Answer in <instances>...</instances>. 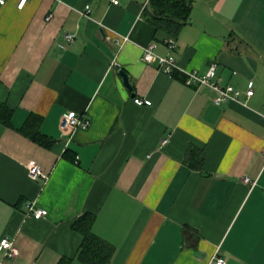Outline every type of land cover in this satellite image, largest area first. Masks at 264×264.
I'll use <instances>...</instances> for the list:
<instances>
[{
	"label": "crops",
	"instance_id": "obj_1",
	"mask_svg": "<svg viewBox=\"0 0 264 264\" xmlns=\"http://www.w3.org/2000/svg\"><path fill=\"white\" fill-rule=\"evenodd\" d=\"M117 1L0 4V101L13 111L0 124V241L18 250L0 264H85L73 228L85 214L113 247L104 264H264V0H192L173 34L150 20V0ZM149 44L186 71L214 64L240 101L216 105L208 87L144 62ZM67 112L90 126L62 134ZM30 114L49 148L18 131ZM30 161L47 179L29 177Z\"/></svg>",
	"mask_w": 264,
	"mask_h": 264
},
{
	"label": "built area",
	"instance_id": "obj_2",
	"mask_svg": "<svg viewBox=\"0 0 264 264\" xmlns=\"http://www.w3.org/2000/svg\"><path fill=\"white\" fill-rule=\"evenodd\" d=\"M26 0H20L18 4V8L21 9ZM111 2L116 5L118 4L117 0H111ZM4 0H0V4H3ZM90 6H86L84 11L81 12L82 15L89 17L90 14ZM49 18H47L48 20ZM76 38L75 34H66L65 39L68 42L74 41ZM126 38L117 37L115 42L117 45H122L126 42ZM167 47L169 49H174L175 43L173 39H168L166 41ZM156 45L149 44L142 48V60L146 63L155 62L159 65V67L166 73L172 74L174 71H180L184 74V84L188 87H208L215 93L214 103L216 105H220L223 103H227L230 101H240L241 92L235 89L230 85H222L215 79L216 66L211 64L205 74H199L196 70L186 71L181 69L175 59L172 56H160L155 52ZM163 57V59H161ZM246 97L249 98L253 95V89L250 88L245 93ZM133 102L137 106H150L151 102L146 99L134 98ZM90 126V122L88 119H79L78 115L74 112H67L62 115L60 119V131L62 134L71 133L76 129H86ZM28 175L32 180H45L47 179L46 173L43 171L42 167L35 163L34 161H30L27 164ZM245 182H249V179H244ZM26 209L28 211V215L33 217L34 219H41L45 216V211L40 208L34 209V204L31 202L26 203ZM0 250L4 251L5 257L11 259L18 255L17 248L10 242L8 239H3L0 241ZM209 264H226L225 260L216 257L213 263Z\"/></svg>",
	"mask_w": 264,
	"mask_h": 264
},
{
	"label": "trees",
	"instance_id": "obj_3",
	"mask_svg": "<svg viewBox=\"0 0 264 264\" xmlns=\"http://www.w3.org/2000/svg\"><path fill=\"white\" fill-rule=\"evenodd\" d=\"M148 7L153 24L173 34L189 21L192 0H150ZM12 114V109L0 101V124L11 127ZM40 122L39 116L30 114L18 131L40 146L49 148L53 141L39 130ZM202 162L203 158L198 156L197 166ZM92 221V215L85 214L73 224V228L84 237L78 258L85 264H101V262L104 264L108 259L106 256L112 253L113 247L91 232Z\"/></svg>",
	"mask_w": 264,
	"mask_h": 264
},
{
	"label": "water",
	"instance_id": "obj_4",
	"mask_svg": "<svg viewBox=\"0 0 264 264\" xmlns=\"http://www.w3.org/2000/svg\"><path fill=\"white\" fill-rule=\"evenodd\" d=\"M118 74L122 77L125 86H126L128 89H131V85H130V81H129V76H128V74H127L125 71H123V70H119V71H118Z\"/></svg>",
	"mask_w": 264,
	"mask_h": 264
},
{
	"label": "clouds",
	"instance_id": "obj_5",
	"mask_svg": "<svg viewBox=\"0 0 264 264\" xmlns=\"http://www.w3.org/2000/svg\"><path fill=\"white\" fill-rule=\"evenodd\" d=\"M161 59H163V57H161Z\"/></svg>",
	"mask_w": 264,
	"mask_h": 264
}]
</instances>
